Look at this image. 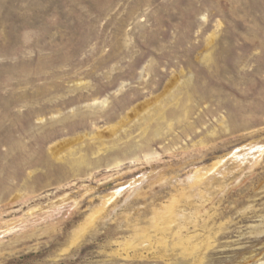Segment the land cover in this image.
Wrapping results in <instances>:
<instances>
[{
  "label": "rangeland",
  "instance_id": "374dc122",
  "mask_svg": "<svg viewBox=\"0 0 264 264\" xmlns=\"http://www.w3.org/2000/svg\"><path fill=\"white\" fill-rule=\"evenodd\" d=\"M264 0H0V264H264Z\"/></svg>",
  "mask_w": 264,
  "mask_h": 264
},
{
  "label": "bare ground",
  "instance_id": "6f19581e",
  "mask_svg": "<svg viewBox=\"0 0 264 264\" xmlns=\"http://www.w3.org/2000/svg\"><path fill=\"white\" fill-rule=\"evenodd\" d=\"M263 150H264V148H261V149H260V152H262Z\"/></svg>",
  "mask_w": 264,
  "mask_h": 264
}]
</instances>
